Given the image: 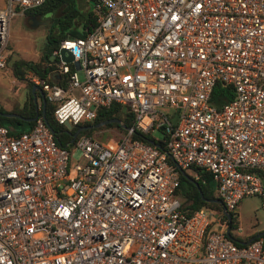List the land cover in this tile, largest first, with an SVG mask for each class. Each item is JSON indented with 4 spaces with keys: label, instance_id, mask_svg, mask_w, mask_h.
I'll return each instance as SVG.
<instances>
[{
    "label": "built area",
    "instance_id": "built-area-1",
    "mask_svg": "<svg viewBox=\"0 0 264 264\" xmlns=\"http://www.w3.org/2000/svg\"><path fill=\"white\" fill-rule=\"evenodd\" d=\"M43 1L0 7L1 69L11 19ZM91 6L94 27L50 52L60 83L30 82L58 124L117 103L138 132L160 130L161 144L129 128L112 146L79 135L69 148L40 115L17 134L0 124V264H264L261 238L225 235L241 236L229 213L243 197L264 210V0ZM216 82L232 91L218 107ZM190 168L210 174L221 212L182 209L178 173Z\"/></svg>",
    "mask_w": 264,
    "mask_h": 264
},
{
    "label": "trees",
    "instance_id": "trees-1",
    "mask_svg": "<svg viewBox=\"0 0 264 264\" xmlns=\"http://www.w3.org/2000/svg\"><path fill=\"white\" fill-rule=\"evenodd\" d=\"M86 2L87 10L85 14L81 18H75V8L73 6V0H44L39 6L29 9L24 12L26 17H34L35 19L40 16H48L51 20V25L48 27L45 40L47 44V49L43 52L38 62L26 61V60H14L11 63L12 74L20 79L27 81L28 91L27 97L23 106L20 109H13V111L25 118H33L35 115L41 114V109L35 110L32 103V94L30 91V83L27 77H24L26 72H28L31 76L45 77L46 73L49 69H51L54 64H50L47 58V54L50 53L53 49L57 48L60 40L66 37H80L85 34L86 31L90 30L94 27L95 16L92 14V3L94 0H84ZM60 10V15L57 17H53L52 13ZM74 22H73V21ZM73 22V24H72ZM57 83H60L59 79L53 78ZM50 82V80L48 79ZM232 97V91L228 85H225L221 82H216L212 88V92L210 95V103L216 107L220 106L224 101L230 99ZM1 113V111H0ZM44 117L46 119L47 124L53 131V135L56 141L70 148L73 141H71V135L75 132L77 128L85 126L84 129H81L76 137L79 135L90 136L92 131L95 129L106 128V127H116L122 132H125L117 123L110 122L106 123L97 128H93L92 125L99 121H103L106 119L117 118L121 121V123L128 128L133 129L132 137L139 139L143 142L150 143L151 141H156L161 144V140H154L150 136L149 133H141L134 129V117L132 113H130L125 106H122L117 103H112L106 108H100L97 110L95 117L90 122H83L76 125H72L70 129L62 125L58 124L54 121L52 117V105H50L47 101H45L43 107ZM6 123V126H11L12 130H9L12 134H17L22 131L15 132L14 126L17 123H21L26 125L27 129H30L33 121H23L21 119L15 117H6L0 114V124L3 125ZM90 126V127H89ZM60 134L63 135V139L60 138ZM189 171L190 174L186 173ZM187 170H183L185 174L193 179L196 182L194 185L188 178H184L180 172L178 173V189L177 194L181 200L182 209L186 212H190L192 210L198 208H207L209 210H215L217 212H221V207L217 203L206 202L203 199H214V190L212 186V178L209 173L205 171H201L200 169L190 168ZM197 174V178L194 179L192 174ZM199 191L201 194H199ZM231 221H233L234 216L230 212ZM255 235H250L248 238L253 237ZM262 240V249L264 251V234L259 236Z\"/></svg>",
    "mask_w": 264,
    "mask_h": 264
},
{
    "label": "rangeland",
    "instance_id": "rangeland-1",
    "mask_svg": "<svg viewBox=\"0 0 264 264\" xmlns=\"http://www.w3.org/2000/svg\"><path fill=\"white\" fill-rule=\"evenodd\" d=\"M73 6L76 11L74 19L81 18L85 14L87 8H89L84 0H73ZM59 15L60 10L52 13L53 17H57ZM36 21L28 22L27 19H25L23 24L21 18H14L9 23V39L7 42V50L4 51V53H6L9 50V53L7 54L5 60L6 68H0L1 113H6L5 111H7V108L13 107L16 103L20 102L24 96L26 97L28 91L27 81L20 80L12 74V61L18 59L37 61L40 55L39 52H44L47 49L46 40H44L43 35L47 32L48 27L51 25V20L49 18H45L44 20L37 19ZM31 39L34 41V45H31L29 49ZM11 48L20 49L21 52L19 51L18 53H14ZM47 58L49 61L55 60L54 56L50 53L47 54ZM26 74L29 73L26 72ZM77 75L80 79L82 78L81 72H77ZM29 76L31 75L29 74ZM160 110L165 109L160 108ZM3 125L6 126L7 124L3 123ZM123 133L124 132L116 127H106L95 129L92 131L90 136L103 145L112 146ZM150 136L152 138H160L162 136V132L158 129L152 130L150 132ZM60 138L63 139V135L60 134ZM189 171L187 170L186 173L190 174ZM212 186L214 190V181L212 182ZM232 214L235 222L240 228V235H257L260 232H264V210L260 207L259 201L256 197H243L238 202ZM230 232L233 236H235L233 230Z\"/></svg>",
    "mask_w": 264,
    "mask_h": 264
},
{
    "label": "water",
    "instance_id": "water-1",
    "mask_svg": "<svg viewBox=\"0 0 264 264\" xmlns=\"http://www.w3.org/2000/svg\"><path fill=\"white\" fill-rule=\"evenodd\" d=\"M31 21L32 22H35L36 21V19L34 18V17H31ZM36 22H38V21H36ZM59 55H60V58H61V60H63L64 62H70L71 60H72V56H71V54L68 52V51H66L65 49H63V48H60V50H59ZM55 64H57L58 63V61L57 60H55V61H53ZM36 88L37 90H38V93H39V95H40V99H41V104H42V106H41V117L43 118V120L46 122V119H45V117H44V113H43V107H44V104H45V98H44V94H43V92L36 86V85H34V86H32V88ZM34 100V99H33ZM35 109H36V107H34ZM1 115H4V116H13V117H16V118H19V119H22V120H34L35 118H36V115L33 117V118H24V117H21L20 115H18V114H15V113H0ZM110 122H115V123H117L123 130H128L129 128L128 127H125L122 123H121V121L119 120V119H117V118H111V119H106V120H103V121H99V122H97V123H95L94 125H92V127L93 128H97V127H99V126H102V125H104V124H106V123H110ZM47 123V122H46ZM48 125V124H47ZM64 126L67 128V130L68 129H70L71 128V125L70 124H68L67 122H65L64 123ZM48 127H49V129H50V131H52V129L50 128V126L48 125ZM90 127V126H89ZM85 128V126H83V127H80V128H77L76 130H75V132L71 135V141L73 140V138L76 136V134L81 130V129H84ZM53 132V131H52ZM151 144H153V145H155V146H157V147H159L157 144H155L153 141H151L150 142ZM180 172V174L184 177V178H188V180L189 181H191L194 185H196V182L193 180V179H191V178H189L186 174H185V172L184 171H182V170H180L179 171ZM199 194H201V192L199 191ZM204 201H206V202H212V203H217V204H220V201L218 200V199H203ZM223 214L227 217L228 216V214H227V212L226 211H223ZM262 234H264V232H260V233H258L257 235H255L254 237H259V236H261ZM225 235L228 237V238H230L231 240H233V241H235V242H238V243H247V242H249V240H251V239H253L254 237H252V238H250V239H248L247 241H245V242H240V241H238L237 239H235L234 237H232L230 234H229V232H228V229H226V231H225Z\"/></svg>",
    "mask_w": 264,
    "mask_h": 264
},
{
    "label": "crops",
    "instance_id": "crops-1",
    "mask_svg": "<svg viewBox=\"0 0 264 264\" xmlns=\"http://www.w3.org/2000/svg\"><path fill=\"white\" fill-rule=\"evenodd\" d=\"M4 1L5 0H0V7H2L3 6V4H4ZM27 11V10H26ZM25 12V11H24ZM24 12L23 13H21V14H16L12 19H11V21L14 19V18H21L22 19V21H23V24H24V22H25V19H27V21L28 22H30L31 21V17H26L25 16V14H24ZM48 17V16H47ZM46 16H45V18H47ZM43 16L41 17H39V18H37V19H45ZM36 19V20H37ZM10 21V22H11ZM47 33V32H46ZM46 33L43 35V37H44V40H45V36H46ZM31 45H34V41L31 39V41H30V43H29V49H30V46ZM11 50H13L14 51V53H18L19 51L21 52V50L20 49H16V48H11ZM18 50V51H17ZM28 52V51H27ZM9 53V50L7 51V54ZM40 53V55H39V59L37 60V61H33V62H38L39 60H40V57H41V55L43 54V52H39ZM53 61H55V60H53ZM53 61H49V63L50 64H54V66L51 68V69H49L48 71H47V73H46V76H48V77H51L52 78V76H54V78H57L58 77V75L56 74V64L53 62ZM24 77H27L28 79H29V74H25L24 75ZM29 83H30V91H31V94H32V103H33V107H36V109L35 110H37V109H41V106H42V104H41V99H40V95H39V93H38V90L36 89V88H32V86H34L35 84H33L32 82H30V80H29ZM37 86V85H36ZM29 87V86H28ZM39 89H40V87L39 86H37ZM41 90V89H40ZM42 91V90H41ZM26 97H27V95H26ZM26 97L24 96V98L20 101V102H18V103H16L13 107H10V108H13V109H20L22 106H23V103L25 102V100H26ZM34 99V100H33ZM10 108H7V111H5L6 113H15L14 111H13V109H10ZM15 114H17V113H15ZM19 115V114H18ZM2 116H4V115H2ZM21 116V115H20ZM37 116V115H36ZM40 116H41V114H40ZM6 117H13V116H6ZM21 117H23V116H21ZM16 118V117H15ZM25 118V117H24ZM19 119V118H18ZM22 120V119H21ZM23 121H28V120H23ZM29 121H34V120H29ZM5 126V125H4ZM15 128H14V130H15V132H18V131H22V130H24V131H26V130H28L26 127V125H24V124H21V123H17L15 126H14ZM9 130H12V128H11V126H9V127H7ZM194 173L192 174V177L194 178ZM197 175V174H196ZM216 199V198H215ZM248 236H250V235H241V236H238V237H235L234 236V238L235 239H237L238 241H240V242H245V241H247L248 239H250V238H252V237H250V238H248ZM233 237V236H232ZM254 237V236H253Z\"/></svg>",
    "mask_w": 264,
    "mask_h": 264
},
{
    "label": "flooded vegetation",
    "instance_id": "flooded-vegetation-1",
    "mask_svg": "<svg viewBox=\"0 0 264 264\" xmlns=\"http://www.w3.org/2000/svg\"><path fill=\"white\" fill-rule=\"evenodd\" d=\"M45 18V16H43ZM44 20V19H43Z\"/></svg>",
    "mask_w": 264,
    "mask_h": 264
}]
</instances>
